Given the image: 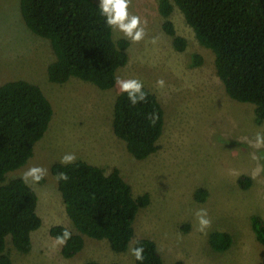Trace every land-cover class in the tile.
<instances>
[{
    "label": "rangeland",
    "instance_id": "374dc122",
    "mask_svg": "<svg viewBox=\"0 0 264 264\" xmlns=\"http://www.w3.org/2000/svg\"><path fill=\"white\" fill-rule=\"evenodd\" d=\"M157 5L158 0H131L129 13L140 17L146 32L139 43L113 29L115 41L128 42V60L117 70V77L142 81L164 109L158 150L137 160L112 130L113 106L121 93L117 84L103 90L74 77L61 84L50 82L47 66L54 54L49 41L25 25L19 0H0V84L14 79L35 83L53 108L49 127L36 142L32 157L7 175L22 176L32 166L47 170L39 183L27 182L37 193L42 223L31 233L28 253L17 251L7 239L12 264H86L89 260L135 264L130 252L133 242L125 251L114 252L106 240L90 237H85L83 249L74 257L62 256V245L55 244L49 230L54 225L74 228L51 166L69 153L106 172L119 168L134 196L149 194V204L139 209L134 220L135 238L154 240L166 264H264V245L250 222L252 215L264 221V147L256 149L249 143L257 133L264 135V124L256 121L253 104L226 93L215 71L214 53L199 44L176 5L170 19L186 47L175 50ZM193 53L203 57L201 65L189 66ZM159 79L164 80L163 87L157 85ZM242 176L250 179L248 187L241 186ZM199 188L208 192L202 202L193 197ZM199 209H206L211 220L204 232L198 230ZM215 231L231 236L226 250L211 247L209 239Z\"/></svg>",
    "mask_w": 264,
    "mask_h": 264
},
{
    "label": "trees",
    "instance_id": "16d2710c",
    "mask_svg": "<svg viewBox=\"0 0 264 264\" xmlns=\"http://www.w3.org/2000/svg\"><path fill=\"white\" fill-rule=\"evenodd\" d=\"M176 5L193 29L199 44L214 53V66L226 93L239 102L254 105L255 119L264 124V0H158L162 27L172 37L175 50L183 51L186 40L176 34L170 14ZM19 10L28 29L49 41L54 59L47 66L50 82L65 83L71 77L91 82L100 89L114 86L117 70L128 60V42L115 41L113 28L100 15L97 0H19ZM203 63L200 54L189 57V66ZM145 101L135 105L127 93L114 102L112 130L123 140L135 159L143 160L159 148L164 109L157 96L143 86ZM156 113L153 123L149 117ZM53 108L42 89L25 79L0 84V264H12L7 239L21 253L31 250V233L41 226L38 196L21 176L7 175L23 166L34 154V146L49 127ZM51 172L67 174L57 187L73 230L63 225L50 228L56 238L66 229L71 238L61 246L64 258H72L84 247L85 237L106 240L114 252L143 246L144 260L135 264H166L154 240L135 238L134 220L139 209L150 202L148 193L134 196L132 186L119 168L106 172L84 160L54 163ZM242 187L250 179L242 176ZM208 192L199 188L194 199L202 202ZM257 240L264 245V221L250 217ZM232 238L226 232L210 235V245L226 250ZM86 264L101 263L89 260Z\"/></svg>",
    "mask_w": 264,
    "mask_h": 264
},
{
    "label": "clouds",
    "instance_id": "9594fccd",
    "mask_svg": "<svg viewBox=\"0 0 264 264\" xmlns=\"http://www.w3.org/2000/svg\"><path fill=\"white\" fill-rule=\"evenodd\" d=\"M131 0H99L100 15L105 18V23L108 27L113 28L119 32H122L125 37L129 38L134 43H139L144 39L146 32L145 28L141 26V19L138 15L129 13V6ZM146 24V21L144 22ZM152 43H156V38H153ZM116 84L118 89L122 93H127L128 100L131 104L135 105L140 101H145L147 94L143 91V83L138 79H121L116 78ZM157 85L164 86V80H157ZM149 119L154 123L158 116L153 113ZM250 146L259 149L264 147V135L257 133L254 141H250ZM253 158L257 159L253 154ZM76 159L75 154H65L60 158L61 164L73 163ZM259 170L254 173L257 175ZM47 174V170L41 166H32L28 168L21 176V179L27 183L29 180L33 183H39L44 179ZM58 180H67L68 176L64 172L57 174ZM198 220V230L204 232L211 226V220L208 218L206 209H199L196 212ZM71 238V233L68 230H64L62 234L58 235L55 240L56 245H63ZM130 252L135 260L143 262L144 260V248L143 246H137L130 248Z\"/></svg>",
    "mask_w": 264,
    "mask_h": 264
}]
</instances>
